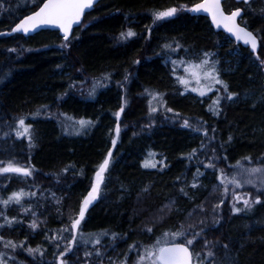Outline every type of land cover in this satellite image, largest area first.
Wrapping results in <instances>:
<instances>
[{
	"label": "trees",
	"instance_id": "trees-1",
	"mask_svg": "<svg viewBox=\"0 0 264 264\" xmlns=\"http://www.w3.org/2000/svg\"><path fill=\"white\" fill-rule=\"evenodd\" d=\"M197 1L100 0L62 47L67 42L54 30L10 33L38 7L33 0H0V166L12 162L32 170L28 177L0 173V200L36 188L22 204L0 203V224L5 217L19 221L0 228L7 264L58 263L74 234L66 227L109 151L104 182L81 221L84 232L100 233V243H74L63 258L67 264L136 262L143 248L181 225L200 234L189 246L200 254L194 264L195 258L196 264H264V195L251 210L235 213L230 193L224 200L214 194L216 188L223 192V174L237 161L264 163V0L223 2L226 12L243 8L240 23L246 21L260 41L254 53L228 45L207 17L180 8ZM169 7L178 12L154 23L152 10ZM129 29L136 35L121 38ZM201 52L221 55L218 76L228 89L215 107L183 93L176 80L173 60H196ZM149 91L160 95L161 110L151 111ZM230 93L236 94L231 100ZM123 99L117 136L115 113ZM19 118L31 126L20 137ZM81 120L91 123L81 126ZM27 206L42 219L35 231L22 217ZM203 206L206 211L198 212ZM6 241L23 245L13 249ZM38 246L42 256L27 251Z\"/></svg>",
	"mask_w": 264,
	"mask_h": 264
},
{
	"label": "snow or ice",
	"instance_id": "snow-or-ice-1",
	"mask_svg": "<svg viewBox=\"0 0 264 264\" xmlns=\"http://www.w3.org/2000/svg\"><path fill=\"white\" fill-rule=\"evenodd\" d=\"M36 3L38 10L32 12L30 15H27L25 18L21 19L19 23L15 25L12 29L13 32H22V33H30L33 30L39 29L42 25H54L57 26L64 34V40L67 42L62 45V47H67L68 43L71 41L69 40V33L72 30L74 24L78 23L84 14L86 9H91L94 5V2L98 3V0H33ZM245 4H248V0H243ZM42 4V6H41ZM2 7V5H0ZM182 8H186L187 6H181ZM191 12H206L210 14L212 18L213 24L216 25L217 28L223 26V28L230 34H232L237 41H243L245 45H250L253 52L257 48V35H254L252 31L248 30L247 22H244L245 26H241L240 23L237 22V17L241 16V9L236 8L235 10L231 11L230 13H226L222 7L221 0H202L201 3L194 4L190 9H187ZM264 11V10H262ZM178 12L177 7H169L165 10H152V17L153 22L162 20L164 18L173 17ZM136 33L129 29L126 33H121V38L133 37ZM165 49H169L172 47L170 44H165L163 46ZM177 48L180 45L177 43ZM11 51H14L11 50ZM209 56L208 52L203 53V58L199 62H190L188 66L185 68V72L189 73V75L195 79L198 83L201 78L207 80L209 82L208 87L211 88L215 84H222L223 90L227 92L228 85L224 83L222 80L219 79L218 72L216 65L219 63L218 61L210 62L207 57ZM259 60V57H257ZM176 61H173L175 64ZM183 63V61L181 62ZM260 65L264 66V60H260ZM180 83L187 85L189 81L184 78H180ZM194 91L197 89H193ZM95 91V89H93ZM200 95H205L204 90H199ZM236 95L234 93H230L227 96V99L231 100L232 96ZM216 104H219V100L216 101ZM123 107L115 113L117 119H119L121 112H123ZM151 111L155 112L156 109L152 108ZM168 111H172V109H168ZM210 111H214V113L218 114V109L210 108ZM17 123L23 129V132L18 131L17 136L20 137L24 134L29 133L30 125L25 124L24 118H19ZM81 126H84L86 123L90 124V121L81 120ZM185 127H190L188 120L184 121ZM195 131H200V128H194ZM212 131H215L213 129ZM115 132L117 136L120 133V125L119 123L116 125ZM205 135H207V129H204ZM232 137H229V141ZM116 140H112V144L115 145ZM195 152V150H193ZM112 156V152L109 151L107 157L103 160V162L99 165L98 171L95 173V181L92 183L91 191L88 192V195L83 199L82 205L79 208L78 216L75 219L71 220V229L76 231L80 228L81 221L85 218V212L88 209V206L93 203L97 199V195L100 191V185L104 182V173L107 171L110 158ZM244 160L250 161V157H244ZM3 162H0L2 164ZM146 167L149 165H145ZM151 167H155V165H151ZM208 167H214V165L209 164ZM239 168V171L231 177L230 180H225L223 182L224 193L227 194L229 189L227 184H232L235 187H241L243 184L253 185L257 187V191L260 192V195H264V179H260L259 183L254 179L258 175L264 176V163L257 162L254 166L246 167L241 164V161H237L236 165L234 166ZM0 173H16L20 174L23 177H28L32 175V170L29 167H22L16 166L12 162H8L7 166H0ZM192 187H196V184H193ZM183 192V189H181ZM187 195V193H184ZM25 195L23 190L19 192H13L11 196L7 199L0 200V203H3L5 206L9 205L11 202H15L17 204L21 203V197ZM233 198L235 201L243 200V209L241 207H237L236 204H233L232 211L235 213H240L244 210H251L254 204L260 203V196H256L255 199H248L242 196H238L233 193ZM223 202V200L221 201ZM27 211V209H25ZM3 215V213H0ZM35 213H33V216ZM191 213H189V216ZM13 222H19L16 218H12V220H8L5 217L4 224H0V228L11 227ZM33 229L37 228V223L35 220L32 221L30 225ZM147 231L151 232L152 229L148 228ZM103 235H107V232L103 233ZM117 234L112 233V236L115 237ZM171 235L172 241L169 242L166 238L161 239L157 238L155 243L151 246H146L144 249V255L139 257L138 264H143L145 260L149 262V264H192L193 256L196 255L199 257V253H194L190 251V247L194 243V240L200 235L199 233H188L184 226L175 231V232H165L163 233L164 237H168ZM83 236V233H81ZM184 237V242H176V238ZM4 238L0 236V240ZM75 240V237H73ZM88 241L85 240V243ZM94 244L100 243V238L96 237L93 241ZM21 245H17L12 241H6L5 247H12L13 249L17 247H21ZM131 247V246H130ZM227 248V245L224 246ZM27 251L30 254L39 253L41 256L43 252L41 251L40 247L38 246L36 249L28 248ZM70 248H66L64 251L59 253V257L57 258L59 264H67L66 259H61L66 256V253L70 252ZM92 253L86 252L85 255H91ZM96 255L99 256L100 253L97 250ZM208 257H212L213 253L210 251L208 252ZM0 264H7L6 260L4 259V254H0ZM234 264V262H233Z\"/></svg>",
	"mask_w": 264,
	"mask_h": 264
},
{
	"label": "rangeland",
	"instance_id": "rangeland-1",
	"mask_svg": "<svg viewBox=\"0 0 264 264\" xmlns=\"http://www.w3.org/2000/svg\"><path fill=\"white\" fill-rule=\"evenodd\" d=\"M192 6H193V4L190 5V6H187V9H190ZM180 8H182V7H180ZM234 8H236V7H233L232 6V7H230L229 10H232ZM183 9L187 10L186 8H183ZM225 41H226V43L228 45H231V44L232 45H238L228 35H226ZM236 51H238V50L233 47L232 48V52L235 53ZM203 53H205V52H203ZM203 53L201 52L200 57L198 59H196V60H184V58L174 59L173 61H176V63L174 64L175 69H176V80H177L178 84L181 86L183 93L193 94L196 98L208 99V100H210L212 102V105H214V107H215L216 106V101L217 100L220 101V99H222L224 97V94H223V91H224L223 90V85L222 84H215L211 88H209L208 87L209 82L207 80L201 78V80L198 83L195 79H193L189 75V73L185 72V68L188 66V63H190V62H199L203 58ZM220 58H221V55H219L218 52H211V53H209V56L207 57V59L210 62H212V61H218L219 62L216 65L218 74L220 73V71L222 69V66H221L220 61H219ZM182 61H183V63H181ZM180 78L187 79L189 81V83L187 85L180 83ZM193 89H197V90L194 91ZM199 90H204L205 91V95L201 96ZM147 96H148V101H149V104L151 106V109L152 108H155L156 111H157V110H161L163 108L162 107L163 104H162V100L160 98V95H158L156 92L149 91ZM81 130H82V128H80L76 132H81ZM142 164H144V163H142ZM241 164L244 165V166H246V167L254 166V165H251V164H248V163H245V162H241ZM238 171H239V168H236V167L233 166V168H232L231 171H229L228 173L223 174V182L225 180H230L231 177L233 175H235ZM254 179L257 181V184H258L260 179H264V176L258 175L257 177H254ZM218 187H219V185H218ZM220 187L223 189V192H221L219 188H216L215 191H214V194L218 198H223V200H224L227 197L228 193H230L232 199H230L228 201V203L229 204H232V205L235 203L237 207H244L243 200L235 201L234 198H233V193H235L238 196H242V197H245V198H248V199H253V200L255 199L256 196H261L260 195V192L257 191V187H254L253 185H249V184H243L241 187H238L237 188L234 185H232V184L229 183V184H227V187L229 189V191H228L227 194L224 193V187H223V185H221ZM21 190H23V192L25 193V195H23L21 197V202H22L24 199H29L30 198V195L31 194H34L36 188L29 186L26 189H20L19 191H21ZM238 190H239V192H238ZM19 191H17V192H19ZM261 191H264V189H261ZM9 196H11V194ZM82 202H83V200L81 201V205H82ZM13 204H16V203L13 201L9 205H13ZM25 209H27V211H25ZM78 211L71 218V220L77 218ZM205 211H206V206L205 207L203 206L198 212H205ZM211 211H212V213H215L216 212L215 205H212L211 206ZM21 213H22V217L25 216L26 219L28 220L27 222H28L29 226L31 225V223H32L33 220L36 221L37 228L39 227L40 223L42 222V219H40L39 214L36 211L32 210L31 207H28L27 206V207L21 208ZM33 213H35L34 216H33ZM196 217H199L198 214H195V218ZM71 220L69 222V225L66 227V229L69 232H72L73 231L71 229ZM37 228H35V229L32 228V229L35 231ZM172 232H175V231H172ZM187 232L188 233H192L191 230H187ZM81 233H83V236H81ZM169 233H171V232H169ZM99 235H100V233H98L97 231L84 232L83 231V228H82V224H81L80 225V228L78 230L74 231V234L72 235V240L70 241L69 246L67 248L72 249L73 244L74 243H77V242H81L85 246H93L95 244L92 241L96 237H99ZM73 237H75V240L73 239ZM159 238H161V239H165L166 238L169 242L172 241L171 235H169L168 237H164L163 235H161ZM85 240H87L88 242L85 243ZM176 240H177V238H176ZM149 246H151V245H149ZM144 249L145 248L142 249V252H143L142 255H144ZM0 254H3V253H0ZM4 256H5V254H4ZM63 258H61V259H63ZM127 261H125V262H115L113 264H138L139 259L136 260V262L130 261V263H128ZM196 263H197V258H195V264ZM57 264H59V261H58ZM143 264H149V262L147 260H145L143 262Z\"/></svg>",
	"mask_w": 264,
	"mask_h": 264
},
{
	"label": "water",
	"instance_id": "water-1",
	"mask_svg": "<svg viewBox=\"0 0 264 264\" xmlns=\"http://www.w3.org/2000/svg\"><path fill=\"white\" fill-rule=\"evenodd\" d=\"M99 1H100V0H98V2H99ZM224 1H225V0H221L222 7H223V2H224ZM234 1H235L236 3H243V4H245V3L243 2V0H234ZM250 1H251V0H248V3H249ZM201 2H202V0H199V1L196 2V3H201ZM196 3H195V4H196ZM96 4H97V3L94 2V5H93V7H92L91 9H86L85 12H84V14L82 15L80 21H79L78 23H76V24L73 25L72 30H71V32L69 33V38H70V36L72 35L74 29L77 28V27L81 24V22H82V20H83V18H84V16H85V14L88 13V12H90V11L94 8V6H95ZM41 6H42V4H41ZM236 8H240V9L242 10V11H241V16H240V17H237V22L240 23V18L242 17L244 11H243V8H242V7H236ZM236 8L230 10L229 12H226L225 9H224V7H223V9H224V11H225L226 13H230L231 11L235 10ZM37 10H38V8H37L36 10H34V11H37ZM34 11H32V12H34ZM32 12L28 13L27 15H30ZM190 14H191V15H194V16L201 15V16H205V17H207V19H208V21H209V23H210V26L212 27L213 31H215V32H222V33L228 35V36H229V37H230V38H231L236 44H240V45L243 46V47L249 48V50H250L251 52H253V50L251 49V46H250V45H245V44L243 43V41H237V40L235 39V37H234L232 34L228 33V32L223 28V26H221L220 28H217L216 25L213 24V22H212V18H211V16H210V14H208V13H206V12H203V11L198 12V13H197V12H191V11H190ZM27 15L23 16L21 19L25 18ZM21 19H20V20H21ZM20 20H19L17 23H19ZM17 23H16V24H17ZM16 24H15V25H16ZM240 24H241V23H240ZM15 25L13 26V28L15 27ZM241 26H244V25L241 24ZM13 28H12V29H13ZM40 30H54V31H57L58 34L64 39V34H63V32H62L57 26H54V25H42V26L39 27V29H37V30H33L32 32L27 33V34L22 33V32H17V33H19V34H21V35H23V36L26 37V36H29V35H33L34 33L38 32V31H40ZM248 30H249V29H248ZM249 31H251V30H249ZM10 33H14V32L11 30ZM253 34H254V33H253ZM254 35H255V34H254ZM259 45H260V42H259V39H258V37H257V48H256V50H255L254 52H256V51L258 50ZM254 52H253V53H254ZM124 105H125V101H124V99H123V101H122V105H121V106L124 107ZM120 115H121V114H120ZM119 119H120V117H119ZM119 119H117V124L119 123ZM117 124H116V125H117ZM190 251H192V250L190 249ZM193 262H194V258L192 259V264H193Z\"/></svg>",
	"mask_w": 264,
	"mask_h": 264
},
{
	"label": "bare ground",
	"instance_id": "bare-ground-1",
	"mask_svg": "<svg viewBox=\"0 0 264 264\" xmlns=\"http://www.w3.org/2000/svg\"><path fill=\"white\" fill-rule=\"evenodd\" d=\"M250 30V29H249ZM253 32V31H252ZM259 39V38H258ZM260 42V41H259ZM246 48V47H245ZM249 49V48H248ZM67 123V122H66ZM68 124V123H67ZM69 126V125H68ZM67 130V129H66ZM88 238V237H87ZM78 245V244H77ZM96 260H98V259H96ZM93 264V263H92Z\"/></svg>",
	"mask_w": 264,
	"mask_h": 264
}]
</instances>
